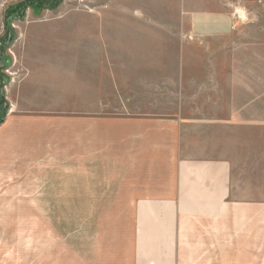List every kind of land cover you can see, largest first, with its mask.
<instances>
[{"label":"crops","instance_id":"1","mask_svg":"<svg viewBox=\"0 0 264 264\" xmlns=\"http://www.w3.org/2000/svg\"><path fill=\"white\" fill-rule=\"evenodd\" d=\"M138 1L166 13L178 2ZM92 17L97 23L98 16ZM153 17L156 28L137 18L133 22L135 48L108 49L102 55L109 68L114 62L120 67L117 100L151 107L112 117H46L12 109L0 124V264L259 262L264 197L244 192L235 153L240 131L254 135V121L264 119V108L262 115L255 112V100L264 99V92L256 99L255 87L264 88V82L238 79L237 68L231 69L235 74L220 76L221 47H208L204 55L215 57L214 78L187 76L191 48L185 42L233 36L232 15L189 8L179 16ZM169 23L182 28V78L171 81L172 95L160 108L158 64L140 58L145 51L138 48L137 35L152 33L153 27L157 34L159 24ZM16 47L14 54L22 57L28 75L17 86L11 81L7 92L13 88L17 104L41 103L37 98L46 95L45 88L32 89L35 79L28 81L33 70L36 79L43 71L42 79L47 77L46 53L31 52L34 58L27 65L31 54L17 53ZM127 66L135 72L132 88L126 84ZM103 91L102 101L85 102L111 103L112 87ZM79 96L73 90L71 102L84 103ZM62 231L72 234L66 238Z\"/></svg>","mask_w":264,"mask_h":264},{"label":"rangeland","instance_id":"2","mask_svg":"<svg viewBox=\"0 0 264 264\" xmlns=\"http://www.w3.org/2000/svg\"><path fill=\"white\" fill-rule=\"evenodd\" d=\"M24 1L0 0V37L5 33L7 10ZM149 3H140L138 0H63L53 10L34 12L26 9L22 21L17 19L11 21L16 39L5 51L6 57H4L8 65L2 63L5 67L0 69V73L8 78V82L3 87L4 97L1 99L0 96V108L5 105L3 120L12 109L15 112L25 108L31 109L32 114L46 117L78 114L112 117L137 114L135 110L151 107L144 104L121 103L117 100L115 87L119 85L120 67L114 62L109 68V63L103 61L102 55L108 49L131 48L132 50L135 48L133 47L135 40L130 35L133 34L132 25L135 24L133 22L136 18L138 21L142 20V23L154 24L155 27L156 20L153 16L167 13L179 16L182 11L186 12L189 8L193 12L227 13L233 16L236 23L235 34L225 39L198 40L191 37L189 40L187 38L188 43L185 42V46L191 48L188 55L190 70L187 71V76L189 79L198 81L214 78V67L211 62L215 57L206 58L204 55L208 52H206L208 47H221L225 52L223 56L217 58H220L218 61L220 76L235 74L231 69L237 68L238 79L264 82V0H178L176 7L167 8V13L162 8L150 10L153 5ZM92 15L98 16L97 23L91 21L95 19ZM121 25H127L125 31L121 32L118 29ZM154 27L152 33L137 35L139 37L137 42L138 48L145 51L140 58L147 60L148 63L152 61L158 64L159 101L162 102L157 106L161 108L169 101L167 96L172 95L174 84L171 81L182 78L180 54L182 28L180 23L159 24L156 34V27ZM104 29L106 32H111L107 34ZM14 45L18 46L17 53L19 50H25L26 53L31 54L25 58L27 65H30L34 58L31 52L40 49L44 52L43 54L46 53L43 58L46 60L44 66L48 69L47 77L42 79L43 71L38 74L40 78L36 79L33 76L37 74L33 70L31 80H27L31 82L35 79L34 83H31L32 89L37 86L45 88L46 95L37 98L41 100V103L17 104L18 94L16 92L12 94L13 88L7 92L11 81H14V85L17 86L28 75L26 67H23L25 64L22 57L14 54ZM150 51L153 53L157 51L158 54L146 56V52ZM223 59H226L227 63L223 62ZM126 69L128 70L126 84L133 87L135 72L130 66ZM114 75L116 76L113 77ZM106 85H110L112 93L114 92V94L111 93V103L87 104L85 102L86 100L102 101L105 93L103 88ZM73 90L79 92L78 99L84 103L71 102L74 99L71 97ZM192 90L198 91L200 88L194 87ZM255 90L257 99L262 96V93L258 92H264V88L262 84H256ZM263 108L264 99L255 100L256 117L259 114L262 115ZM238 141L239 149L235 157L237 156L241 174L244 176V183L241 186L244 192L255 198H262L264 197V119L256 118L254 121V135L250 133L245 135L240 131ZM34 216L37 222V215H32ZM60 234L69 238L72 233L62 231ZM256 253H260L257 264H264V248H259L258 252L256 249Z\"/></svg>","mask_w":264,"mask_h":264},{"label":"trees","instance_id":"3","mask_svg":"<svg viewBox=\"0 0 264 264\" xmlns=\"http://www.w3.org/2000/svg\"><path fill=\"white\" fill-rule=\"evenodd\" d=\"M63 0H37L34 2L33 0H25L23 3L20 5H16L13 7H10L7 10L6 16H5V33L2 37H0V69L3 66L2 63L8 65L7 59H5V51L12 45V43L16 39V35L14 33V30L11 27V21L14 19H17L18 21H22L24 19V11L26 9H31L34 12H39L40 10H53L57 8ZM22 8V10H21ZM20 11L19 13H17ZM11 18V19H10ZM5 56V57H4ZM6 78V79H5ZM8 82V78L0 73V96L1 99L4 97L3 96V87L5 86V83ZM3 120L1 121L0 124H2Z\"/></svg>","mask_w":264,"mask_h":264},{"label":"water","instance_id":"4","mask_svg":"<svg viewBox=\"0 0 264 264\" xmlns=\"http://www.w3.org/2000/svg\"><path fill=\"white\" fill-rule=\"evenodd\" d=\"M1 101V100H0ZM5 106V105H4ZM4 106L2 108H0V123L3 120V116H4Z\"/></svg>","mask_w":264,"mask_h":264}]
</instances>
